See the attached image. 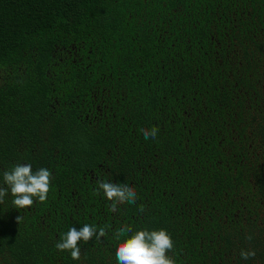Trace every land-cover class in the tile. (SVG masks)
<instances>
[{"label": "trees", "instance_id": "obj_1", "mask_svg": "<svg viewBox=\"0 0 264 264\" xmlns=\"http://www.w3.org/2000/svg\"><path fill=\"white\" fill-rule=\"evenodd\" d=\"M17 164L50 191L5 196L0 264H118L145 229L175 264H264V0H0V186ZM85 224L106 236L56 249Z\"/></svg>", "mask_w": 264, "mask_h": 264}, {"label": "clouds", "instance_id": "obj_2", "mask_svg": "<svg viewBox=\"0 0 264 264\" xmlns=\"http://www.w3.org/2000/svg\"><path fill=\"white\" fill-rule=\"evenodd\" d=\"M144 138L155 139L159 129L156 127L141 129ZM51 172L46 168L33 171L30 164H17L11 170H5L3 181L5 186H0V204L4 202L6 195L11 193L12 203L17 209H28L34 204V200L40 203L46 202L51 185ZM97 191H102L108 200L113 201L111 211L116 212L118 205L122 203L134 204L137 201V193L134 187L127 184L98 181ZM141 211L143 208L141 207ZM21 217H17L20 221ZM132 232L131 227L125 225L118 229L115 238L127 236ZM105 228L97 230L96 226L85 224L79 230L72 227L55 247L59 251H69L73 260L81 259L79 243H89L94 237L101 239L106 236ZM248 240L252 237L248 236ZM174 249V242L168 232L161 230H139L119 244L116 250L118 264H175L174 259L167 254ZM255 250H241L240 257L243 260L254 258Z\"/></svg>", "mask_w": 264, "mask_h": 264}]
</instances>
